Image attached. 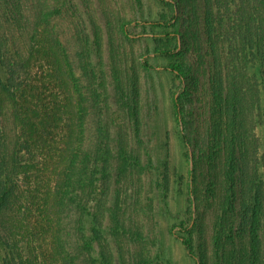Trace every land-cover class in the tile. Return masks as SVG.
Masks as SVG:
<instances>
[{"label":"trees","instance_id":"trees-1","mask_svg":"<svg viewBox=\"0 0 264 264\" xmlns=\"http://www.w3.org/2000/svg\"><path fill=\"white\" fill-rule=\"evenodd\" d=\"M55 1L0 0V107L10 103L15 125L10 144L0 125V264H96L99 229L87 237L85 218L98 220L105 207L95 176L100 156L91 149L103 141L87 126V104L99 93L72 66ZM216 4L218 18L210 8L205 21L224 61L215 53L206 135L192 133L204 142L189 153L194 215L179 236L198 264H264V0ZM168 68L184 79L180 67ZM176 95L183 124V95ZM180 139L194 147L185 129ZM188 230L208 235L194 243Z\"/></svg>","mask_w":264,"mask_h":264},{"label":"rangeland","instance_id":"rangeland-1","mask_svg":"<svg viewBox=\"0 0 264 264\" xmlns=\"http://www.w3.org/2000/svg\"><path fill=\"white\" fill-rule=\"evenodd\" d=\"M55 4L63 7L55 24L72 66L83 85L99 93L87 104L90 134L103 141V147L98 139L90 148L93 156H100L95 176L105 207H98V220L85 218L87 237L92 228L99 229L96 264H198L183 245L179 227L189 225L194 215L189 153H198L204 139L197 141L192 133L206 135L215 53L224 61L212 49L205 21L210 8L218 18L216 0ZM167 48L176 50L158 54ZM172 65L183 71V80L168 68ZM176 93L183 95V124L176 116ZM11 111L8 101L1 104L0 125L9 144L15 138ZM184 129L193 138L191 149L180 139ZM4 231L0 221L2 241ZM184 234L194 243L208 235L190 230Z\"/></svg>","mask_w":264,"mask_h":264}]
</instances>
